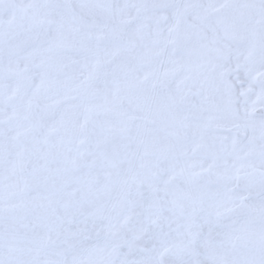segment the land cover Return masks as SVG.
Masks as SVG:
<instances>
[{"label":"snow or ice","instance_id":"snow-or-ice-1","mask_svg":"<svg viewBox=\"0 0 264 264\" xmlns=\"http://www.w3.org/2000/svg\"><path fill=\"white\" fill-rule=\"evenodd\" d=\"M0 264H264V0H0Z\"/></svg>","mask_w":264,"mask_h":264}]
</instances>
